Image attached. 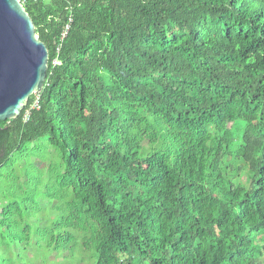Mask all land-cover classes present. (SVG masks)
Segmentation results:
<instances>
[{
	"label": "trees",
	"instance_id": "obj_1",
	"mask_svg": "<svg viewBox=\"0 0 264 264\" xmlns=\"http://www.w3.org/2000/svg\"><path fill=\"white\" fill-rule=\"evenodd\" d=\"M25 9L49 66L43 92L0 122V223L15 214L17 245L41 207L25 181L57 200L47 247L80 264H264V0ZM241 162L251 192L223 179Z\"/></svg>",
	"mask_w": 264,
	"mask_h": 264
},
{
	"label": "water",
	"instance_id": "obj_2",
	"mask_svg": "<svg viewBox=\"0 0 264 264\" xmlns=\"http://www.w3.org/2000/svg\"><path fill=\"white\" fill-rule=\"evenodd\" d=\"M48 66L49 51L25 7L0 0V122L19 118L43 92Z\"/></svg>",
	"mask_w": 264,
	"mask_h": 264
},
{
	"label": "rangeland",
	"instance_id": "obj_3",
	"mask_svg": "<svg viewBox=\"0 0 264 264\" xmlns=\"http://www.w3.org/2000/svg\"><path fill=\"white\" fill-rule=\"evenodd\" d=\"M36 162V161H34ZM39 166L40 163L38 162ZM17 171L22 175L24 174L23 163H19L16 166ZM42 173L46 175L45 170ZM23 176H21L22 178ZM24 179V178H23ZM3 179L0 183L2 189H0V211L7 206L6 196L8 195V188L4 183ZM19 183L24 186L26 193L34 197L35 202L41 205L39 209H35V211L24 214V223L23 226L30 227L29 237L31 240L29 243L25 245L18 246L19 241H15V214L12 217L7 216L8 220L5 224L0 223V264H80L81 259L83 258L80 252L78 254H69L65 250L55 251L54 248H48L46 239L47 234H49V230L52 228L54 222L59 219V211L54 209L52 205L57 200L51 202V205L48 201L46 195L44 196L43 186L40 188L38 193H34L32 188H29L27 184ZM45 178L43 179V184H45ZM33 202V201H32ZM30 202L33 206L34 203ZM43 205V207H42ZM15 213V212H14ZM2 219V218H1ZM0 219V221H1ZM12 226V230L9 225L7 228V224ZM10 231V233L8 232ZM43 239V241H41ZM21 241V240H20ZM39 243V246H38ZM42 245V247H41ZM51 254L53 256H51ZM93 259V258H92Z\"/></svg>",
	"mask_w": 264,
	"mask_h": 264
},
{
	"label": "clouds",
	"instance_id": "obj_4",
	"mask_svg": "<svg viewBox=\"0 0 264 264\" xmlns=\"http://www.w3.org/2000/svg\"><path fill=\"white\" fill-rule=\"evenodd\" d=\"M262 168L264 169V166ZM222 175L227 187L234 186L235 188L245 191H253L255 174L252 172L251 166L247 162L238 163L234 165L231 170L222 169ZM263 238V235L259 236L260 241ZM234 254L235 253H233V255Z\"/></svg>",
	"mask_w": 264,
	"mask_h": 264
},
{
	"label": "built area",
	"instance_id": "obj_5",
	"mask_svg": "<svg viewBox=\"0 0 264 264\" xmlns=\"http://www.w3.org/2000/svg\"><path fill=\"white\" fill-rule=\"evenodd\" d=\"M19 1H20V2L22 3V5L25 7L26 3H27L28 1H30V0H19ZM70 22H71V20H70ZM69 29H70V25H67V27H66V29H65V32L63 33V37H62L63 39L66 37V35H67ZM57 64H58V63L55 61V62H54V65H57ZM37 104H38V102H36V104H35L34 107H36ZM28 115H29V112L26 114V119H28Z\"/></svg>",
	"mask_w": 264,
	"mask_h": 264
},
{
	"label": "crops",
	"instance_id": "obj_6",
	"mask_svg": "<svg viewBox=\"0 0 264 264\" xmlns=\"http://www.w3.org/2000/svg\"><path fill=\"white\" fill-rule=\"evenodd\" d=\"M2 187H3V186H1L0 189H2ZM2 213H3V211H2V212L0 211V219L4 217V215H3ZM2 215H3V216H2Z\"/></svg>",
	"mask_w": 264,
	"mask_h": 264
}]
</instances>
